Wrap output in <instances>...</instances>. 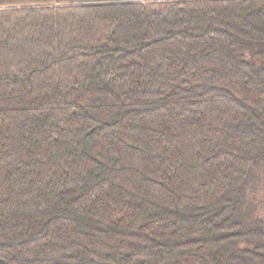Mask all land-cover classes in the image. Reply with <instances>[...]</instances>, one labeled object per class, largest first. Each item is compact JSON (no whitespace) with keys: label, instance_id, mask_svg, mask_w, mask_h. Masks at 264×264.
Segmentation results:
<instances>
[{"label":"trees","instance_id":"obj_1","mask_svg":"<svg viewBox=\"0 0 264 264\" xmlns=\"http://www.w3.org/2000/svg\"><path fill=\"white\" fill-rule=\"evenodd\" d=\"M0 264H264V0H0Z\"/></svg>","mask_w":264,"mask_h":264}]
</instances>
